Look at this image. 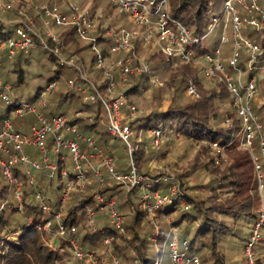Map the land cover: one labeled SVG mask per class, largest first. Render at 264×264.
<instances>
[{
	"label": "built area",
	"instance_id": "obj_1",
	"mask_svg": "<svg viewBox=\"0 0 264 264\" xmlns=\"http://www.w3.org/2000/svg\"><path fill=\"white\" fill-rule=\"evenodd\" d=\"M111 1L116 3L122 11L128 13L133 22L147 27L144 37L146 44H150L152 41H161L166 44L162 45L161 49L168 56V60L171 56H176L178 61L189 63L195 67L201 63L207 66V63L206 73L211 77H218L226 83L233 95L236 111L242 119L241 145L251 155L258 188L262 196L261 221L264 218V124L253 109V102L258 92V80L256 76L245 79L243 70L238 63L241 58L240 50L247 49L251 52L250 62L256 63L255 67H252L264 71V57H260L261 49L258 43L248 36L239 34L246 19L243 18L242 14L240 15L236 6V1H238L261 15L251 16L249 22L256 24L254 26L263 35L264 9H261L258 0H250V5H247V0H224V12L231 15L233 31L236 33L233 54L229 59V64L237 72V77L231 74L221 62L219 58L220 48L215 51V55L205 53L201 56L196 52L193 44L202 39L192 35L189 28L172 17L169 0H158L157 2L156 0ZM155 4V12L160 15L159 23L156 26L151 23L153 13L150 10V6ZM13 7V0H0L1 13L10 11ZM43 12L58 26L74 27L79 38L88 39L93 32L92 19L74 5H71L68 11H63L56 6L44 7ZM226 18H228L227 14ZM217 21L218 19L215 18L210 28H213ZM15 34L0 37V65L3 52L7 51L9 56H14L20 51L28 52L38 46V42H40L35 41L34 33L31 32L29 25L17 26ZM137 36V31L125 28L106 30L104 33L95 35L90 42V51L95 58L96 66L103 70L108 79L105 90L109 96L106 97L102 94L95 83H92V90L95 93L89 92L86 88H81L85 100H100L108 116V131L122 139L126 144L130 155V167L125 171L119 170L117 156L114 152H109L111 149L105 150L97 144L93 136L79 130L74 118L83 115L82 110L73 107L67 112L56 111L52 116H48L36 103L32 104L14 98V86L6 82L0 74V101L7 106L5 111L7 115L0 118V173L14 187V202L18 210L24 208L26 201L34 200V203L40 206L43 213L40 220L43 222H38L36 226L47 231H51L55 227L53 231L55 236L69 242L79 264H89L90 260L94 261L96 254L94 251L83 248L78 233L79 225H69L64 221L66 204L74 194L81 197L86 193L88 185L95 180L96 186L92 192V203H87L84 206L86 223L92 231L103 230L99 225L98 213L101 212L108 217L109 223L115 231L122 233L125 229L119 199L116 194H108L103 191L106 178L122 183L127 189L134 186L142 187L143 192L140 197L149 217L153 220L162 203L171 200V195L176 194L179 190L175 183L170 186L168 195H162L159 189L152 192L150 188L154 179L147 174L140 173L133 159L136 146L132 139L135 131L130 125L129 119L136 115L138 107L129 100V95L126 93L128 81L132 77L138 78L147 74L156 85L163 86L164 84V80L159 75L152 73L150 64L146 60L138 58L135 44ZM101 37L106 39L105 43L100 42L99 38ZM222 40L226 41L228 37L222 35ZM49 41L53 42L54 45L48 44L46 41H41V45L59 56L62 42L52 33H50ZM104 50H107L108 54ZM116 54L119 56L114 58ZM60 61L73 63L64 59H60ZM57 83L56 80H53L45 86L44 90L39 92L37 100L41 101L44 107L53 106L51 102L49 103L48 97L53 88L57 87ZM69 84L74 85L73 79H69ZM187 94L193 98L200 97L193 81L187 85ZM123 107L128 108L127 114L123 111ZM29 113L32 116L29 127L23 124L14 126L13 118L24 117ZM127 115L129 116L126 117ZM225 121L230 123L228 117ZM147 132L153 137L154 144L159 146L163 134L162 129L151 127ZM213 145L219 147L217 143ZM35 149H39V154L35 152ZM22 176L25 177V181L22 180ZM56 176L60 177L63 186L60 189L59 205L55 208L52 204L53 196L49 193L48 182L46 183L42 179H54ZM168 178L167 175H163L155 181L162 182V179L167 180ZM28 185L33 189L26 195L25 187ZM154 223L156 242H158L160 227L156 221ZM169 232L173 239L170 242L173 263L200 264L198 256H188L180 250L179 229L170 226ZM114 235L113 233L105 234L102 238V244L110 247ZM259 238L260 222L258 221L245 246L249 264H255L251 247ZM156 250L161 251V247L159 246ZM104 258L106 256L103 257L102 264H105ZM117 261V258L114 257L113 262L117 263ZM154 264H159L158 257Z\"/></svg>",
	"mask_w": 264,
	"mask_h": 264
},
{
	"label": "trees",
	"instance_id": "obj_2",
	"mask_svg": "<svg viewBox=\"0 0 264 264\" xmlns=\"http://www.w3.org/2000/svg\"><path fill=\"white\" fill-rule=\"evenodd\" d=\"M169 2L172 17L189 28L192 35L202 39L198 41V44L203 43L205 35L209 32L211 24L216 18L214 16L213 19H210L209 11L217 8L219 0H169ZM261 6H263L262 3ZM153 7L156 9V4ZM5 26L0 21V37L15 34L14 25L3 31ZM244 27V34L260 45V57H264V34L262 35L256 26L246 25ZM68 28L76 34L74 27ZM231 29L233 30L232 27ZM65 36L63 37L64 41L60 44V49H62L63 43L68 40L67 35ZM99 40L102 43L106 41L103 37L99 38ZM50 44L54 45L51 41ZM194 44L196 45L197 43ZM89 46V44H84L82 47H76L74 52L79 54L87 50ZM104 51L108 54L107 50ZM50 52L51 57L59 59L57 54ZM159 53L154 54L155 58H157L156 60L154 56L151 57L155 60L154 63H151L152 72L156 71L159 73L156 69L158 67L169 69V71L173 70L170 68V61L166 58V54L163 51ZM118 56L116 54L114 58ZM248 57L249 54L244 52L238 63L243 70L245 79L255 76L257 71L260 70L248 65ZM90 59L92 63L90 61L88 70L93 69V62L95 61L93 55ZM23 61H28V55L20 53L16 60L12 62V69L6 71L3 77L6 82H9V80H12L11 72L19 73L16 82L14 81L15 83L12 84L15 90L24 81L23 69L21 68ZM85 61L82 56L78 58L80 65H84ZM59 65L60 68L56 70L55 75L48 81V83L53 80L59 82L65 77L63 87L57 88L58 85L55 87L57 91L52 96L51 103L53 106L50 107L54 110L52 111L67 112L73 107L82 110L84 114L74 118L79 130L93 136L97 144L105 150L111 149L109 152H114L118 158L120 171L129 169L130 163L128 161L125 165L119 163L120 153H125L127 159L129 158L128 148L122 139L108 131V116L100 100H85L83 91H81V88H86L89 92L95 93L92 90V83H95L102 94L108 97L106 90H103L108 81L104 72V80L99 82L90 76L82 75L79 65L80 68L61 61ZM67 69L74 71L75 79L67 75ZM97 69L100 68L97 67ZM172 73V76L179 80L173 82L174 80H170L171 78H164L163 84L165 87L175 85L171 89L174 91L171 95L170 103L165 108L162 106L156 107L152 111L132 120L130 125L134 129L135 134L139 137L143 132L147 136L148 129L160 127L164 140L173 134H178L191 140L206 142L210 146L217 143L221 148L233 149L241 147L242 119L236 111L233 95L226 83L220 80L217 82V87L212 88L207 94H201L197 99L191 98L189 101L182 102L179 98V94L182 91L180 87H183V85L186 87L190 81H193L198 89H203L202 81L198 77L197 68L189 63L180 64L176 72ZM148 78L147 74L132 78L134 83L126 89V93L132 103V96L143 91V82ZM69 79H73V86L69 84ZM13 97L16 99L20 98L16 92H14ZM253 109L264 124V104L260 107L253 105ZM123 111L126 114L129 112L127 107H123ZM103 117L105 121H103ZM224 117H228L230 123L226 124V118ZM145 142L144 140L134 141L136 150L133 153V159L137 170L140 173L149 175L154 179L153 182H158L155 179L167 175L169 178L167 180L162 179V183L166 181L169 182L168 185L162 184V186L157 187L162 189V195H168L170 186L175 183L179 187L178 192L171 195V200L162 203V206L157 209L156 217L153 220L149 217L147 209L141 200L142 187L134 186L131 189H127L122 183L106 178L103 191L120 196L119 205L126 218L125 232L115 231L113 226L110 225L108 217L101 212L98 213L100 217L99 225L103 230L92 231L86 223L84 206L87 203H92V192L96 186V181L94 180L88 185L85 194L81 197L78 194H74L67 202L64 215L66 224L79 225L78 233L83 248L88 250L99 246L105 234L113 233L115 235L112 245L118 255L130 262V264H154L157 258L156 252L162 253L164 251L158 252L154 248L150 235L154 234V221H156V224L160 227L158 239L162 240V238L166 237V228L157 223L158 218H162L165 223H167L168 219L169 229L170 226H175L179 229L180 246L182 244L184 248L182 252L186 255H195L200 258L201 252L204 264H228L224 253L220 249L221 241L226 237H230L235 242H243L244 246H246L251 238L255 224L259 221L260 238L252 245L251 252L255 256V258L253 257L255 264H264V218L260 221V213L263 210L262 196L248 150L245 147H241L247 158L244 161L240 159L231 161L221 174L220 179L204 187L208 190V193L203 194L200 192L201 187L198 184L192 185L187 182V177L192 173L191 169H184L175 175L163 173L164 171L161 169H144L145 161L153 153V151H150L148 154ZM165 155L166 151H163L162 156ZM211 161H214L213 157H211ZM196 164L194 163L192 168L195 169ZM0 177L4 182L0 184V264H79V260L75 257L74 252L72 253L70 244L66 239L60 237L55 241L50 239L51 233H53L51 231H54L55 227L51 231H47L36 226L43 217L40 206L35 204L34 200L26 201L24 208L18 210L14 202L13 185L1 173ZM42 180L48 182L49 193L53 196V207H58L60 189L63 186L60 177L56 176L54 179ZM32 189L31 186H26V195ZM195 190L197 192H194ZM174 213H176V217L173 216ZM184 220L188 222L186 226L182 224ZM193 223L196 225L194 232H192ZM49 241L51 242L49 243ZM127 248L134 250L135 255H133V258L130 253L126 252ZM204 249L208 250L207 255L203 252ZM134 259L137 260V262L135 260L136 263Z\"/></svg>",
	"mask_w": 264,
	"mask_h": 264
},
{
	"label": "rangeland",
	"instance_id": "obj_3",
	"mask_svg": "<svg viewBox=\"0 0 264 264\" xmlns=\"http://www.w3.org/2000/svg\"><path fill=\"white\" fill-rule=\"evenodd\" d=\"M259 5L262 9L264 7V0H258ZM14 7L7 12H0V21L4 23L6 26L3 28V31H6L8 28L14 25L15 29L17 26H27L29 25L31 28V32L34 33L35 41L38 42V46L35 48L30 49L28 52L20 51L19 53H16L14 56H9V53L3 52L1 58V65H0V74L2 77L5 76L6 71L12 69V62L16 60V57L20 54H26L28 55V61H23L21 63V68L23 69V77L24 81L21 84V86L17 87L15 90L16 94L20 96V100L31 102L32 104L36 103L38 107L48 116H52L54 113L53 109L50 107H44L43 103L39 100H37L38 94L40 91L45 89V86L48 84L49 79H51L54 75L56 70L60 68V61L59 59H64L66 61H72L73 63H68L74 66H80L81 70L80 72L82 75L87 77H92L93 79L100 81H103V71L100 69H97L95 65V61L93 62V69L91 68L88 70V66H90V57L92 56V52L90 51V46L87 50L82 51L79 54H76L75 48L76 47H82L84 44H89L92 41V38L97 35L98 33H104L106 30H116L125 28L127 30H135L138 33V36L135 38V44L137 47V53L138 58H142L146 60L150 64L154 63L157 58H155L154 54L160 52L162 53V45H166L159 42H150V44H146L144 41L145 33L147 31V27L143 24L135 23L131 20L130 15L124 11H122L119 6H117L116 3L112 2L111 0H13ZM218 6L215 9H211L209 11V17L210 19H213L214 16L218 19L217 23L213 28H210L207 35L204 37V42L201 44H193L196 52L203 56L205 53H211L215 55V51L220 48L221 54L219 55V58L221 62L225 65L226 69L233 74L235 77H237V72L235 69H232L231 65L229 64V59L233 54V48H234V37L236 36V33L231 29L232 22H231V15L226 12L228 18H226V14L224 12V0H219ZM247 5H250V0L246 1ZM261 3L263 6H261ZM71 5H74L79 11H82L86 13L88 17H90L93 21V32L90 34V37L88 39H82L77 36V34L73 33L71 29L68 27H62L56 25L51 18L47 17L45 13L43 12L44 7H58L59 9L63 11H68L71 8ZM236 6L240 11V15L242 14L243 18L246 19L244 21L243 26L240 28L239 34H244L243 29L246 25L254 26L256 24H252L249 22V19H251V16H261L259 13H255V11H252L250 7H246L244 4L239 3L236 1ZM150 10L153 13L151 15V23L152 25H158L159 23V17L160 15L155 12V9L153 6H150ZM261 18V17H260ZM262 19V18H261ZM264 27V25H263ZM156 31V29H154ZM50 33L56 35L58 39L63 42V37H66L67 35V42L63 43L61 46L62 49L59 51V59L51 57V52L49 49L43 47L41 45V41H46L48 44H50ZM16 35V34H15ZM222 35H225L228 37V40L224 41L222 40ZM244 36H246L244 34ZM4 37V36H1ZM158 37V35H156ZM166 43V42H165ZM154 44V46H153ZM244 52H247L249 54L248 57V65L254 66L256 63L254 61L251 63V52L247 49H241L240 53L241 56L244 54ZM159 53V54H160ZM91 55V56H90ZM82 56L86 61L84 65H80L78 62V58ZM154 56V59L151 57ZM166 58L168 57L165 55ZM111 58V57H110ZM170 68L172 72H176V69L180 64L183 62L178 61L176 56L170 57ZM92 63V61H91ZM4 65V66H3ZM208 66V64L206 63ZM78 66V67H79ZM203 63L196 66L197 73L200 81H202L203 89H198L200 96L201 94H207L208 91L212 90V88L217 87V82L220 81V78L217 77H211L206 73V67ZM79 67V68H80ZM157 71L160 73H155L156 75H159L163 80L166 78L170 80H174L173 82H177V78L173 77V73L169 71V69H165L163 67L156 68ZM68 70L70 78H74V71ZM66 70V71H67ZM152 71V69H151ZM11 79L9 80V83L14 84L16 82L17 76L19 75L18 72L13 73L11 72ZM256 77L258 80V92L264 94V71H257ZM134 78V77H132ZM130 79L128 81V84L126 86V89L132 85L133 79ZM165 78V79H164ZM65 77L61 79L58 82L57 88L63 87ZM15 81V82H14ZM169 81V80H168ZM191 82V81H190ZM189 82V83H190ZM188 83V84H189ZM144 89L141 93L133 95L132 100L133 103L136 104L138 107V111L134 117H131L129 121L131 122L136 117L141 116L142 114L148 113L155 109L156 107H163L165 108L169 103L171 99V95L175 85L173 86H158L156 83L149 78L143 82ZM14 86V85H13ZM173 87V88H172ZM184 87V88H183ZM183 87H180L182 90L179 94V98L182 102H186L191 100V96H188L187 93V85H183ZM197 87V86H196ZM54 88L50 95H49V103L52 101V96L57 91ZM183 88V89H182ZM15 89V87H14ZM105 88H103L104 90ZM59 90V89H58ZM201 90V91H200ZM104 92V91H103ZM161 98V100H159ZM197 99V98H194ZM163 100V104H162ZM253 105H255V101L253 102ZM257 106V105H256ZM6 105L3 104V102L0 101V118L7 115L6 111ZM53 110V111H52ZM47 112H52L48 113ZM127 115L126 117H128ZM104 118V117H103ZM226 118V117H224ZM32 120L31 113L27 114L24 117H15L12 119V123L14 126H17L18 124H23L26 127H29V122ZM105 121V119H103ZM226 124H228L225 121ZM19 128V127H16ZM23 130V129H21ZM138 138V140H137ZM166 138V137H165ZM132 140L137 141H143L145 142L146 150L148 151V154L150 151H153V153L150 155L151 157H148L145 161L143 167L144 169H161L168 175H175L177 172H180L184 169H191L192 173L189 174L187 177V182L189 184H198L199 187H201L200 192L203 194H207L208 190L204 188L207 184L216 181L220 179L221 174L224 172V170L228 167V164L231 161H234L235 159H240L244 161L246 157V153L241 150V147H236L233 149H227V148H221L220 146L216 147L213 144L210 146V144H207L206 142L197 141V140H191L188 139L182 135L173 134L169 138L167 137L166 140H164L163 137H161V141L159 142V146H156L153 142L152 136L148 134H144L143 132L138 137L134 132V137ZM135 145V144H134ZM121 147V144H120ZM37 154H39V149H35ZM128 151V149H127ZM166 151V155L162 156V152ZM211 157L214 158V161H211ZM198 159V160H197ZM130 163V156L127 159V156H125V153L119 154V163L122 165H125L126 162ZM118 162V158H117ZM196 164V168H192L193 164ZM23 181H25V177H21ZM45 182V181H44ZM4 183L3 180H1L0 177V184ZM47 183V182H46ZM153 187L150 188V190L153 192L162 186V184L168 185L169 182L164 181L162 182H152ZM162 192V189H159ZM143 192V191H142ZM141 192V194H142ZM194 192H197L195 190ZM140 194V195H141ZM118 199L120 202V196L118 195ZM120 210L122 212L121 206L119 205ZM123 214V212H122ZM174 217H176V213L173 214ZM173 217V218H174ZM124 220V229H125V223L126 218L123 215ZM157 223L160 224V226H164L166 228V237L162 238V240L158 239L156 242V229H154L152 235H150V240L154 246L155 249H157L159 246L161 248L162 253L156 252V257L159 259V264H174L171 259V240L172 235L168 231L169 229V221L167 219V223L162 220V218H158ZM187 220H184L182 223L186 226ZM163 227V228H164ZM196 225L193 223L192 232L195 231ZM53 232V231H51ZM125 232V230L123 231ZM52 241H55L58 239L57 236H55V233H51ZM51 241H49L50 243ZM150 242V244H151ZM114 246L111 245L110 247H107L106 245L99 244V246H95L94 248H91L89 250L94 251L96 256H94V261L90 260L89 264H102V259L104 256L105 264H130L127 260L122 258V256L118 255V253L115 252L113 249ZM183 246L181 244L180 250H183ZM220 249L224 253L226 261L228 264H249L248 258V252L246 250V247L244 246L243 242H235L230 237H226L221 241L220 243ZM86 250V249H85ZM72 251V250H71ZM127 253H130L132 255H135L134 250H130V248L126 249ZM208 254V250L204 249L203 251ZM73 253V251H72ZM200 259L201 264H204L203 262V256L200 252ZM155 256V255H154ZM190 256V254H188ZM99 257V259L96 260V258ZM114 257L117 258V263L113 262ZM255 258V256H253ZM136 259H134L135 262ZM133 262V261H132ZM131 262V263H132ZM137 262V260H136ZM135 262V263H136Z\"/></svg>",
	"mask_w": 264,
	"mask_h": 264
},
{
	"label": "crops",
	"instance_id": "obj_4",
	"mask_svg": "<svg viewBox=\"0 0 264 264\" xmlns=\"http://www.w3.org/2000/svg\"><path fill=\"white\" fill-rule=\"evenodd\" d=\"M263 72V71H262ZM256 76V75H255ZM249 79V78H248ZM255 101V105H257V107H260L262 104H264V94L257 92L256 97L254 99ZM254 105V106H255Z\"/></svg>",
	"mask_w": 264,
	"mask_h": 264
}]
</instances>
